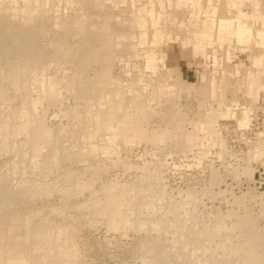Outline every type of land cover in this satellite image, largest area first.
<instances>
[{
  "label": "bare ground",
  "instance_id": "bare-ground-1",
  "mask_svg": "<svg viewBox=\"0 0 264 264\" xmlns=\"http://www.w3.org/2000/svg\"><path fill=\"white\" fill-rule=\"evenodd\" d=\"M166 1L173 2V0ZM183 1H190L193 6L188 18L191 20L192 33L195 35V44L198 47L203 38H215L221 45L238 42L253 46L257 44L263 50L252 58V64L257 66V69L264 64L263 12L259 14L258 9H254L251 13H245L241 7L246 1L239 4L235 0H225L222 15L216 18L218 8L215 2L211 3L212 0L209 1L211 8L208 9L202 6L200 0ZM162 4L156 0H0V60L7 59L5 64L0 62V148L8 154L15 155L14 160L15 157L20 159L18 162L15 160L9 169L12 176L18 177L19 189L16 187L18 190L13 191V194L31 192L29 193L31 195L26 193L28 200L38 195H48L49 191L45 188L47 183H44L43 187H38L39 182L35 180L39 178L38 176H46L48 180V176L56 172L57 167L61 165L56 158L62 148L60 138L70 132L66 131L63 125L57 131L48 126L45 112L48 111L49 101H53L56 107L63 105L66 99L63 93H71L78 102V107L73 103L75 108L71 107L72 109L69 108L71 111L67 110L70 112L65 113L72 118L70 121L77 125L73 126L71 132L77 141L82 142L80 146L82 149L78 150L83 151L82 155L86 153L85 155L94 156L98 153L108 158L105 161L109 162L100 163L101 170L106 171L114 168L113 166L124 168L125 171L131 169L130 163L118 157V146L121 149V143L125 144L134 139L160 145L159 143H165L167 139L176 137L177 141L191 142L188 145L191 146L200 140L195 133L207 129L211 140L219 142L220 138L215 136L218 134L217 117H213L210 123L195 122L193 134L189 135L170 136L172 129L169 123H164L165 125L157 130L154 128L147 131L145 128L142 117L151 112L153 101L156 99L160 103L175 84H185L179 79L173 81L169 71L163 68L166 56L164 41L168 38L161 28L165 18ZM249 6H260V1H255ZM122 7H124L127 26L118 29L113 24L119 19L117 9ZM96 9L101 13L95 12ZM256 16H259L262 22H253ZM252 17L254 20L251 19ZM20 26L25 28L35 26L38 30L40 27L39 31L42 35L44 34L42 28L45 31L48 29L47 34L51 30H59L63 34L57 35L55 39L51 38L53 41H50V46L52 45L53 49L50 51H53L46 58L37 51L39 48L37 39L31 40L26 37V33L16 30L20 29ZM33 35L31 38H35ZM128 40L130 43L127 45L131 49H140V52H144L145 49L143 56L147 59L150 70L148 74L152 76L145 82L141 80L140 75H137L133 78L132 84L124 85L120 79L112 78L110 75L112 70L109 66L119 56L117 50L124 47ZM133 57L134 55L130 58ZM90 65L98 66L96 70L93 69L95 72L91 70ZM260 73L258 70L247 71L242 77L241 86L253 89L262 78ZM228 79L226 76L221 78L216 75L211 76L206 90L208 92L205 95L211 94L215 97L216 93L222 90L223 85L231 84ZM186 86L188 90L195 88V84H186ZM202 106L201 104L200 107ZM171 112L176 115L177 121L182 117L179 107H174ZM45 150L49 152L48 155H45ZM85 150L88 151L84 152ZM74 151L73 155L77 153V150L75 153ZM90 167L89 165L88 169ZM148 167V164L143 166L141 176L138 178L141 191L137 184L131 182H127L124 186L120 185L122 183L108 180L99 183L100 186L96 187L95 182L88 181L85 184L79 180L72 182V185L63 186L64 188L70 186L64 192L69 195L70 193L80 195L86 190L90 191L91 195L78 205L79 208L92 209L96 216L107 217L114 228L122 227L121 224L118 225L119 221L125 222L126 228L131 226L129 221H125L128 220V216L125 215L123 207L135 209L134 200L140 202L139 213L145 212L150 218L138 216L140 219L138 227L149 224L152 232H161V235L165 234L167 238L170 236L172 247L180 248L182 264H264V245L260 241L261 235L258 233L249 236L239 235L234 226L220 219H217L215 224L209 225L207 217H204L195 205L199 197L193 198L194 203L189 210H186L185 205L174 200L170 202L166 212L161 210L158 205L161 201L164 204L165 196L161 187L163 182L160 171ZM88 169H85V172ZM98 173L100 174V171ZM82 180L87 181L85 177ZM52 183L47 185L51 188ZM35 184H37L36 189L33 186ZM52 188L56 189V187ZM50 190L53 193L55 191ZM3 191L6 192L4 189ZM148 191L152 193L153 202L156 201L157 204L149 201L146 195ZM136 192L143 193L142 198L135 197ZM11 202L12 200L8 203ZM159 215L160 217L155 219ZM31 218L30 215L21 218L14 214L9 216L3 231L0 232V264L81 263L82 257L76 234L63 230L60 233H65V236L59 235L62 236L61 244L53 248L52 240L54 237H59L55 236L54 231L60 226L54 228L50 225V221L36 224ZM61 230L60 227L59 231ZM231 235H239L240 240L237 244L231 241ZM152 249L155 247L150 245L144 248L143 253L146 259L158 262L162 258L159 253L163 255L165 249L156 252L159 257L151 256ZM176 258L178 259L174 255L170 260L175 261ZM147 261L144 260L149 264Z\"/></svg>",
  "mask_w": 264,
  "mask_h": 264
},
{
  "label": "rangeland",
  "instance_id": "rangeland-1",
  "mask_svg": "<svg viewBox=\"0 0 264 264\" xmlns=\"http://www.w3.org/2000/svg\"><path fill=\"white\" fill-rule=\"evenodd\" d=\"M156 1L163 3V11L162 9L161 11L165 18L161 28H163L164 34L166 32L168 38L164 41L166 56L163 64L165 66L162 63L161 65L165 70L167 69L166 71H169L173 81L176 82L179 79L185 84H175L160 103L156 99L153 101L151 112L142 117L144 125H146L145 128L147 131L154 128L157 130L163 127L164 123H169L172 129L170 136L172 134L189 135L193 134L195 122L206 123L208 121L210 123L213 117H217L216 126L219 137L215 136L220 138L219 142L211 140L207 129L195 133V136L198 135L200 140L191 146H188L191 142L177 141L176 137L167 139L165 143H159L160 145L136 139L125 144L120 142L121 149L115 144L118 146V157L123 158H120L122 161L130 163L132 168L125 171L124 168L113 166L114 168H109L106 171L101 170L100 163L109 162L105 161L108 158L98 153L94 156L85 155L86 153L82 155L83 151L78 150L82 149V147L80 148L82 142L77 141L72 133L73 126L77 125L70 121L72 119L70 116L65 114L75 108V105L78 107V102L71 93H63L66 98L63 105L56 107L53 105V101H49L48 111L45 112L48 126L57 131L63 125L66 131L70 132L60 138L62 148L58 151L56 158L61 165L57 167L56 172H53L54 174L50 175L51 177L48 176V180L46 176H38L39 178L37 177L38 179L35 180L39 182L38 187H43L44 183L50 185L51 181L55 182V184L52 183V187H56V189L50 188L47 184L44 186L49 192L52 189L58 193L47 192L49 196L38 195L31 197V200L27 199V194L31 195L29 194L31 192H18V195L24 193L25 197L23 195V198L21 195L13 194V191L16 192L19 189L17 187L18 177L12 176L9 169L15 160L18 162L20 159L15 157L14 160L15 155L8 154L0 148V228H2L0 232L3 231L4 224L11 214L18 215L20 218L30 215L33 223L41 224L50 221V225L54 228L60 226L62 230L59 231L60 227H58L54 231L55 236L61 234L65 236V233H60L63 230L73 235L76 234L82 257L80 264H147L144 262L148 259H146L143 250L150 245L155 247L152 249V257H159L156 252H161L162 249H165V252H162L163 255L159 253L162 258L158 262L148 260L149 264H182L180 248L172 247L170 236L167 238L165 234L161 235V232H152L149 224L138 227L140 223L138 216L150 218L145 212L139 213L140 202L134 200L135 209L123 207L125 215L128 216V220L125 221H129L131 226L126 228L125 222L119 221L118 225L121 224L122 227L114 228L107 217L96 216L92 209L79 208L78 205L91 195L90 191L86 190L80 195L78 193L69 195L64 192L70 186L67 188L63 186L72 185L79 180L85 184L88 181L95 182L96 187L100 186L99 183L108 180L122 183L120 185L124 186L127 182L139 186L140 172H142L143 166L148 164V168L160 171L164 188L162 185L161 187L165 196L164 204L161 201L158 205L161 210L166 212L173 200L182 203L186 210H189L194 203L193 198L199 197L200 199L195 205L199 208L200 213L207 217L209 225L215 224L216 220L220 219L226 224L234 226L239 235L260 234L261 244L264 245V64L259 68L260 70L252 64V58L263 48L257 44L253 46L244 42L231 45L226 43L224 44L226 47H224L215 38H203L202 43L199 44L200 47H198L195 44V35L192 33L191 20L188 18L191 15L189 12L193 10L192 3L183 0ZM209 1L211 0H200L205 9L211 8ZM255 1H260V6H249ZM214 2L218 8L215 17L219 18L222 15L225 0L211 1V3ZM235 2L239 4L245 2V5L241 7L245 13H251L254 9H258L259 14L264 13V0H235ZM123 11L124 7L116 11L119 14V19L113 25L118 29L127 26ZM95 12H98V9ZM256 15L258 14L256 13ZM259 16H256L255 20L253 17L251 19L255 23H260L262 20ZM38 28L40 30V27ZM16 30L26 33V37L31 40L37 39L39 45L37 51H40L41 56L45 55V57L50 56L53 51H50L53 49V46H50V41H53L52 39H55L57 35L63 34L59 30H51L47 34L48 29L45 31L42 28V33H44L42 35L35 26L26 28L20 26V29ZM32 35L35 38H31ZM127 43H130V40L126 41L124 47L117 50L119 56L109 66L112 70L111 77L120 79L124 85L132 84L133 78L137 75L141 76L143 82L149 80L152 76L148 74L150 70L147 59L143 56L145 49L144 52H140V49H131ZM132 55L134 57L130 58ZM0 62L5 64L7 59L0 60ZM90 67L91 70H96L98 66L90 65ZM94 70L93 72H95ZM257 70L262 74L259 84L253 86V89L241 86L244 74L247 71L257 72ZM213 75L220 78L226 76L231 83L223 85L222 90L218 94L216 93L215 97H212L211 94L205 95ZM186 84H195V88L188 90ZM201 104L202 107H200ZM45 105L47 106V104ZM174 107H179L182 113V117L178 121L176 115L171 112ZM75 141L77 142L75 143ZM47 150H45V155L49 154ZM72 150H77L79 155L75 151L73 155ZM98 152L100 153V151ZM89 165L91 169H88ZM85 169L88 171L85 172ZM84 177L87 181L82 180ZM33 186L36 189L37 184ZM3 189L8 193H3ZM139 190L141 191V186H139ZM148 192L149 195L147 192L146 195L149 201L156 203V201L153 202L152 193ZM3 194L5 195L3 196ZM6 195H10V197ZM139 196L142 198L143 193L136 192L135 197ZM11 200V204L8 203ZM4 205L5 209H3ZM10 205L11 207H9ZM159 217L160 215L155 219ZM147 221L150 223L149 220ZM116 223L117 221L114 226ZM62 236L54 237L53 248L61 244ZM238 236L231 235V241L237 244L240 240ZM167 250L168 252H166ZM174 255L178 259L170 260ZM53 256L57 255L53 254Z\"/></svg>",
  "mask_w": 264,
  "mask_h": 264
}]
</instances>
